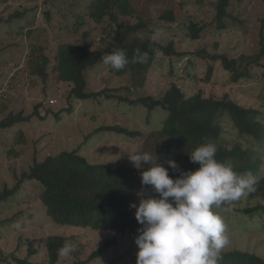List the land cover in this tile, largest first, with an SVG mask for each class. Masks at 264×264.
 Returning a JSON list of instances; mask_svg holds the SVG:
<instances>
[{"label":"rangeland","instance_id":"374dc122","mask_svg":"<svg viewBox=\"0 0 264 264\" xmlns=\"http://www.w3.org/2000/svg\"><path fill=\"white\" fill-rule=\"evenodd\" d=\"M91 1L94 0H0V120L9 113L34 114L38 103H41L38 112L45 117L33 116L29 121L0 129V194L5 187L12 189L17 185L21 172L32 165L33 158L42 160L63 150L79 148V153L89 160L113 167L124 163L134 165L128 155L142 148L141 136L161 127L165 111L120 102L117 97L69 102L70 83L58 82L53 77L43 82L28 69L26 62L33 53L39 52L53 64L57 48L63 43H87L93 49L107 52L111 48L105 40L107 34L119 25L123 28L140 19L147 22V27L137 34L149 36L161 44L173 41L175 49L184 54L172 56L171 62L166 58L157 63L145 85L131 93L122 87L126 79L111 73L101 62L87 72L88 90L107 88L112 94L137 99L159 96L175 83L185 96L198 91L204 97L217 99L227 95L241 106L256 107L260 111L259 118L264 120V80L234 82L220 59L206 56V53L225 54L230 59L238 58L240 54L254 56L260 49L261 35L264 36V0H229L225 8L228 16L223 17L225 26L220 28L215 20L219 0H127L131 14H122L113 8L101 22H95L89 16ZM166 10L175 13L174 22L159 20ZM111 14L115 15V20ZM186 15L191 16L192 22L200 24L203 19L209 25L200 33V39L192 40L186 34L188 23L184 25L179 19ZM198 52L200 55L197 56ZM261 63L264 64V59ZM261 70L262 67L252 65L250 72L255 74ZM62 109L64 112L56 118L55 112ZM109 125H119L137 135L97 131L99 127ZM220 126L222 140L228 148L234 144L247 145L245 138L237 137V130L227 117L221 119ZM19 134L25 142L19 141ZM258 152L261 164L255 191L240 200L242 206L264 204V146ZM40 190L36 181L22 182L15 194L0 201V256L8 257L7 261L0 257V264H16L9 259L11 255L46 263L44 242L49 235H62L66 243L76 247L70 256L59 255L58 264H135L137 245L133 236L60 226L45 215L38 196ZM147 195L158 194L149 190ZM227 211L218 210L227 224L230 240L224 250L255 251L264 256L261 218L238 220ZM17 223L21 224L20 229L15 227ZM253 230L254 236L250 234ZM113 237H116L115 244L89 259L94 250Z\"/></svg>","mask_w":264,"mask_h":264},{"label":"trees","instance_id":"16d2710c","mask_svg":"<svg viewBox=\"0 0 264 264\" xmlns=\"http://www.w3.org/2000/svg\"><path fill=\"white\" fill-rule=\"evenodd\" d=\"M229 0H219L216 7L217 27L225 26L223 17L228 16L225 8ZM91 8L89 16L95 22H101L110 10L116 8L122 14H131L127 0H94L88 5ZM112 20L116 17L111 14ZM184 25L188 23L186 34L192 40L200 39V33L208 26L203 19L200 24L192 22L191 16L179 18ZM160 21L174 22L176 15L172 10H166L159 16ZM264 22V18L262 19ZM147 27L140 19L136 24H128L125 27L117 26L109 32L105 40L111 45L108 51L114 48H123L127 51L129 63L124 69L116 71L107 65V69L117 76H123L126 84L123 87L127 92L139 90L145 85L148 75L157 63L171 57H179L183 52L175 49L173 41L161 44L159 41L140 36L137 32ZM140 48L147 51L149 60L147 63H133V50ZM105 52L93 49L89 44L63 43L57 48L53 64L48 62V57L39 52L33 53L27 59L29 70L43 80L53 77L58 82L71 84L68 90V101L106 100L117 99L132 105H143L149 110L160 108L166 112L161 127L141 136L139 143L140 151L155 153L160 157L159 163L169 168V175L174 179L179 172H173L168 165V160H174L181 170H194L199 167L189 160L190 153L197 145L205 141H211L217 146L216 158L220 161L231 162L234 171L243 173L251 171L258 174L261 164L258 149L264 146V120L259 118L260 111L256 107H245L233 101L227 95L222 98L204 97L200 91L191 96H185L180 88L172 83L168 89L159 96H141L137 99L131 96H118L112 94L107 88L99 91L88 90L87 72L102 62ZM200 55V52L196 54ZM208 58L220 59L223 68L230 72V78L234 82L259 78L264 80V36L261 35L260 49L254 56L240 54L238 58L230 59L227 55L206 53ZM201 57H205L201 54ZM206 58V57H205ZM241 69V63H243ZM254 66L262 67L260 72H250ZM130 90V91H129ZM134 93V92H133ZM132 93V94H133ZM117 97V98H114ZM41 102V101H40ZM41 103L35 106V113L24 116L22 112L9 113L0 120V129L9 128L15 124L29 121L33 116H40L38 109ZM66 111H69L66 109ZM64 109L56 113L58 118ZM227 117L231 125L237 130L238 138H245L247 145L234 144L228 148L222 140V126L220 121ZM96 131V130H95ZM97 131H109L114 133H127L136 136L137 132L128 131L119 125L99 127ZM19 141L25 142L24 138L17 135ZM137 143V142H136ZM253 147H257L256 149ZM38 182L41 187L39 199L44 208L45 215L54 223L66 227H79L94 231H115L121 236L138 235L141 225L136 221L134 208L129 205L137 203L138 193L142 190L140 182V169L130 164H120L115 167L89 160L79 153V148L63 150L45 156L42 160L33 158V163L28 169L21 172L19 181L12 189L4 188L0 194V201L20 188L22 182ZM146 195L150 186H144ZM228 209L227 213L236 219L261 218L264 227V204L255 203L251 206H242L240 201L232 205H224L220 211ZM264 230V229H263ZM255 230L251 235H255ZM260 231V230H259ZM262 231V230H261ZM263 232V231H262ZM261 233V232H260ZM66 243L62 235H49L44 245L46 249V263L58 264L59 249ZM116 243V237L108 239L103 245L94 250L89 259L99 256L109 246ZM1 257V256H0ZM7 261V256H2ZM16 264H39L28 258L10 256ZM73 264H81L75 262ZM220 264H264V256L257 252L242 251L239 249L223 250Z\"/></svg>","mask_w":264,"mask_h":264},{"label":"clouds","instance_id":"9594fccd","mask_svg":"<svg viewBox=\"0 0 264 264\" xmlns=\"http://www.w3.org/2000/svg\"><path fill=\"white\" fill-rule=\"evenodd\" d=\"M133 53V63L148 62L147 51L137 47ZM102 62L122 70L129 63L127 51H107ZM216 154V144L205 141L188 153L190 162L199 165L194 170H181L177 162L168 160L171 170L179 172L175 179L156 153L136 149L128 155L140 169L142 185L139 202L129 205L141 225L134 237L135 264H220L230 240L218 209L248 197L255 191L258 176L251 171L237 173L231 162L218 160ZM144 186L158 195H146ZM15 227L20 229L21 224ZM58 251L67 257L76 247L66 243Z\"/></svg>","mask_w":264,"mask_h":264}]
</instances>
